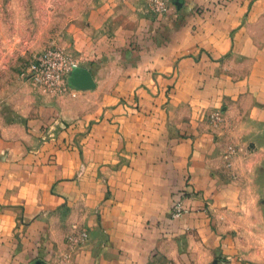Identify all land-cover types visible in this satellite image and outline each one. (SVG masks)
<instances>
[{"label": "crops", "instance_id": "crops-1", "mask_svg": "<svg viewBox=\"0 0 264 264\" xmlns=\"http://www.w3.org/2000/svg\"><path fill=\"white\" fill-rule=\"evenodd\" d=\"M175 1L61 3L74 16L48 48L93 85L37 90L0 128V264H173L196 234L221 245L211 225L264 160V0Z\"/></svg>", "mask_w": 264, "mask_h": 264}, {"label": "rangeland", "instance_id": "rangeland-1", "mask_svg": "<svg viewBox=\"0 0 264 264\" xmlns=\"http://www.w3.org/2000/svg\"><path fill=\"white\" fill-rule=\"evenodd\" d=\"M61 3L0 0V128L23 123L38 102L40 88L24 73L33 56L65 38L66 23L74 15L71 6ZM240 177L225 215L211 225L221 245L209 252L196 234L189 243L179 242L173 264H264V160Z\"/></svg>", "mask_w": 264, "mask_h": 264}, {"label": "built area", "instance_id": "built-area-1", "mask_svg": "<svg viewBox=\"0 0 264 264\" xmlns=\"http://www.w3.org/2000/svg\"><path fill=\"white\" fill-rule=\"evenodd\" d=\"M149 9L154 14L163 15L169 10V0H147ZM79 67L77 59L66 53L60 47L48 48L39 54L35 55L28 63L24 75L28 77L30 82L40 88L47 95H61L66 92H71L75 95L74 87L69 83V75ZM213 118L217 121L220 119L218 114ZM234 148L230 147L225 154L226 159L234 152ZM185 212L181 202L174 205L171 216L173 218L181 217ZM87 238L86 233H82L79 239L72 238L71 243L84 241Z\"/></svg>", "mask_w": 264, "mask_h": 264}, {"label": "water", "instance_id": "water-1", "mask_svg": "<svg viewBox=\"0 0 264 264\" xmlns=\"http://www.w3.org/2000/svg\"><path fill=\"white\" fill-rule=\"evenodd\" d=\"M180 1L176 0L175 4L179 5ZM69 83L74 88H89L93 85V79L90 73L84 68H75L69 75ZM217 261L214 260L213 264H216ZM35 264H43L41 260L35 261Z\"/></svg>", "mask_w": 264, "mask_h": 264}]
</instances>
